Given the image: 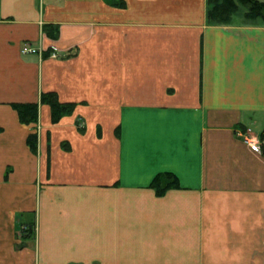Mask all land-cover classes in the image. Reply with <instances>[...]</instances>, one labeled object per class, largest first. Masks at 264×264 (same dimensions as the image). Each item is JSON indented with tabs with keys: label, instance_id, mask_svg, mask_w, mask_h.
<instances>
[{
	"label": "crops",
	"instance_id": "0c3cea01",
	"mask_svg": "<svg viewBox=\"0 0 264 264\" xmlns=\"http://www.w3.org/2000/svg\"><path fill=\"white\" fill-rule=\"evenodd\" d=\"M118 1L0 0V264H264V23Z\"/></svg>",
	"mask_w": 264,
	"mask_h": 264
},
{
	"label": "trees",
	"instance_id": "16d2710c",
	"mask_svg": "<svg viewBox=\"0 0 264 264\" xmlns=\"http://www.w3.org/2000/svg\"><path fill=\"white\" fill-rule=\"evenodd\" d=\"M116 4L123 5V1L119 0ZM206 19L210 24H228L232 17H242L246 21L264 23V2L258 0H207ZM43 31L52 39L58 34L56 26L51 24L43 25ZM50 53V48L48 51ZM41 103H47L51 109V118L53 122L59 120L64 114L72 112L74 104L61 103L53 92L42 93L40 96ZM18 113V117L22 123L30 124L37 121L38 103H13ZM28 146L32 151L36 149L37 136L30 133L27 137ZM156 194L161 195L169 188L178 187V181L174 174L163 172L157 174L150 183ZM26 232L22 234V238L31 236L32 229L29 225Z\"/></svg>",
	"mask_w": 264,
	"mask_h": 264
},
{
	"label": "built area",
	"instance_id": "2783aa9c",
	"mask_svg": "<svg viewBox=\"0 0 264 264\" xmlns=\"http://www.w3.org/2000/svg\"><path fill=\"white\" fill-rule=\"evenodd\" d=\"M37 48L38 47H34L31 43L27 42V43H24V45L21 47V52L22 53H29V52H33ZM49 48H50L49 56L56 58L58 56V52H57L56 47L50 46ZM243 140L247 144H249L254 149V151H256V152L261 151L260 144H259L258 140L255 137H251L248 133V130L244 133ZM21 227H22L21 230L26 232L27 226L22 225Z\"/></svg>",
	"mask_w": 264,
	"mask_h": 264
},
{
	"label": "rangeland",
	"instance_id": "374dc122",
	"mask_svg": "<svg viewBox=\"0 0 264 264\" xmlns=\"http://www.w3.org/2000/svg\"><path fill=\"white\" fill-rule=\"evenodd\" d=\"M241 19H242L243 21H246V20H245V19H243L242 17H241ZM21 228H22V227H21ZM21 231H22V230L20 229L19 236H20V237H23V236H22V234H24L25 232H24V231H22V232H21Z\"/></svg>",
	"mask_w": 264,
	"mask_h": 264
}]
</instances>
